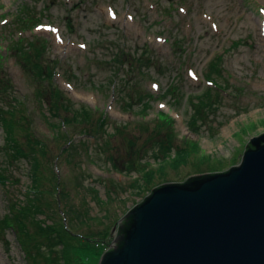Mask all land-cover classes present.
I'll use <instances>...</instances> for the list:
<instances>
[{"label":"rangeland","instance_id":"374dc122","mask_svg":"<svg viewBox=\"0 0 264 264\" xmlns=\"http://www.w3.org/2000/svg\"><path fill=\"white\" fill-rule=\"evenodd\" d=\"M260 8L264 0H0V108L10 112L6 119L14 114L20 118L22 111L33 135L48 145L46 158L52 160L36 158L42 169L53 170L64 195L56 205L58 192L53 193V179L44 172L39 191L46 201L44 212L50 216L45 224L53 222L59 228L63 223L69 229L61 233L57 246L38 235L34 224L28 225L27 236L18 234L17 239L8 230V245L0 239V264H97L111 242L112 228L151 188L226 170L239 162L246 141L264 132V20ZM16 16L26 18V25L19 26ZM37 19L40 22L30 24ZM42 43L46 45L45 61H58L52 67V87L76 105L95 110L94 120L99 114L107 118L104 128L110 135L100 131L89 141L96 163L86 159L82 147L78 152L73 148L79 139L78 125L61 128L75 143H68L66 152L61 142L53 141V129L45 119L52 87L34 79L12 50L17 47L21 54L27 50L26 56L32 59L30 44L39 49ZM143 47L151 63L141 68V75L136 73V63H113L114 53L121 49V58L128 60L129 53L138 55ZM210 61L216 66L208 75ZM121 77L137 82L141 92L152 97L142 107L132 100L125 104L127 98L119 97L126 96L124 90L113 89L124 83ZM39 88L43 100L36 97ZM208 93L212 95L197 96ZM199 99L209 101L216 110L206 105L208 117L193 132L191 115L198 110L203 114L201 106L194 104ZM161 112L173 118L170 127L161 120ZM170 129L176 136L171 139L176 150L166 154L158 147L149 154L155 140L164 145L170 142ZM14 134L25 145L21 130ZM4 135L0 123V218L8 214L14 200L24 202L23 191L31 183L32 159H8ZM187 140L196 141L198 148L187 158L173 157ZM109 153L123 165L141 156L154 175L150 186L133 179L141 172L125 175L110 170ZM155 158L160 162L155 163ZM105 225L109 228L104 236L97 233ZM25 239L32 245L26 247Z\"/></svg>","mask_w":264,"mask_h":264},{"label":"water","instance_id":"95a60500","mask_svg":"<svg viewBox=\"0 0 264 264\" xmlns=\"http://www.w3.org/2000/svg\"><path fill=\"white\" fill-rule=\"evenodd\" d=\"M111 235L97 264H264V132L226 170L151 188Z\"/></svg>","mask_w":264,"mask_h":264},{"label":"trees","instance_id":"16d2710c","mask_svg":"<svg viewBox=\"0 0 264 264\" xmlns=\"http://www.w3.org/2000/svg\"><path fill=\"white\" fill-rule=\"evenodd\" d=\"M18 14V13H17ZM26 18H23V16H20L19 19H17L16 16V22L20 26L22 23L24 24L26 22ZM40 22V20H36L34 22H31L30 24H37ZM26 25V23L24 24ZM33 42V40H31ZM33 43L38 44V41H34ZM13 52L16 55L17 59L22 60V65L25 68V70L31 73V75L36 78L37 80L41 82H49V86L52 87L51 79L52 76L54 75V70L52 67L57 64V60H51L50 62L45 61V58L42 57V55L46 51V45L45 43H42V46H40L39 49L36 48L35 45L30 44V57L32 59H28V56L26 54L28 51L22 53L18 50L17 47L13 48ZM121 55H124L123 49L120 50L119 53H114V56L112 57L113 63H127V64H135L136 63V73L141 75L143 73V70L141 69L144 67L145 64L151 63V56H148V50L147 48H141V51L138 55H133L129 53L128 60L127 59H122ZM35 57V58H34ZM220 60V58H219ZM213 61H216L215 59ZM213 61H210L208 64V72L207 74L210 75L213 73L212 69L216 66L213 64ZM217 63V67H218ZM220 68V67H218ZM118 69V68H117ZM119 70V69H118ZM127 71V70H126ZM120 80L124 81V83H118L117 86H113V89H117L121 87L120 90H124V94L126 96H119L121 99L125 100V104L132 100V103L138 102L142 105L145 102H148L149 99L152 97L151 94L148 92H141V89L138 86L137 82H134L132 80H125L124 77H121ZM130 83V84H129ZM125 89H129L130 91H125ZM138 91L132 92V91ZM49 95V106H48V115L45 116L46 122L49 126L52 127L53 132H52V138L53 141L56 140L59 143L61 142V147H63L62 152H66L68 148L73 146L72 144V135H68V131H62L61 128L69 125H78L77 132L79 135V139L76 143L77 146H73V148L78 152L80 147L83 148V152L86 156V159L91 162V163H96L94 160V157H92V150H89V141L90 139L94 138L97 136L100 131L101 134L107 135V130L104 128V125L107 121V118L103 114L97 115L96 119L94 120L93 114L95 110H92L89 108L87 105L84 104H78L72 102L70 99H68L66 96L62 95L60 91H58L56 88H53L50 90ZM136 93V94H135ZM165 95L168 93L165 91ZM172 93V92H171ZM35 94L37 95L36 97L40 100H43L44 98V93L43 89H38L36 90ZM137 95L135 97L130 98V95ZM164 93H162L163 95ZM170 94V93H169ZM211 93L208 94H199L197 96H210ZM212 95V94H211ZM189 96V95H187ZM194 104L196 106H201L202 109V114L201 111L198 110L196 115H191L190 117V124L192 125V128H194L193 132H196L197 129H200V126L198 122L203 123L207 117H208V112H206L205 107L206 105H210L213 110H216V107L213 106L209 101H204L203 99H199V101H194ZM133 104L130 103V107ZM197 107V108H198ZM10 113L8 110H3L0 108V123L2 126L3 131L5 132L4 135V140L5 144L3 147H5V152L4 154L8 159H11L12 161L19 162V159H25L27 160L28 158L32 159L29 167V174H30V184H26L25 190L23 191V196H24V202L23 201H16L12 203L10 206L11 209L8 212V214H5L2 218H0V239L4 242L5 245H8L9 241L5 238L6 232L8 230H11L14 233L15 238H18V234H23L25 236L28 235V225L34 224L36 226V233L42 237H45L51 241H53L56 246L60 245L62 242V232H69L68 228H65L64 224H60L59 228H56L54 223L52 222L51 224H45V221L49 220L50 216H48L47 212H44L45 206H46V201L42 198L43 192L39 191L40 184L43 182V177H44V172L47 173L54 182V194L58 192V196L55 198V204L59 206V200L62 195H64V191L60 187L61 181L57 178V176L54 174L53 170L50 169V167H46L47 171L42 167L43 164L39 162V157L45 156V160H48L50 162V158H46L47 154V149L48 145L43 142L42 140L36 138L33 133L30 131L29 124L27 121H25L27 116L20 112L19 116L20 118H16L15 114L12 117L5 118L7 114ZM163 116V119L161 120L169 124V127L171 125V121H173V118L168 115L167 112H161L160 113ZM27 123V124H26ZM95 127V129H93ZM17 129H20L23 136H24V143L25 145H21L19 141L16 139V134L15 131ZM60 130V133L54 131V130ZM116 131V130H115ZM110 135V134H108ZM170 138V142L167 145H164V143L161 140H155L153 142V146L151 149H148V153L151 154V152H156L158 147L162 148L164 151H166V154H169L174 150L173 140L176 138L175 135L172 134V130L170 129L168 134ZM70 145H69V144ZM99 142H97L98 144ZM23 144V143H22ZM68 145V147H65ZM100 145V143H99ZM180 150L175 152V156L173 157H181V158H187L189 156V152L192 150H195L198 148L197 142L194 140H187L184 141V146L179 147ZM176 150V149H175ZM101 151V150H100ZM38 155H40L38 158H36ZM81 156V155H78ZM157 156V155H156ZM108 158V165L110 170L118 173H123L125 175H131L134 172H141L142 174L136 173V177L133 179H138L141 180L142 183H138L140 185H144L145 187H149L150 184L149 182L151 181L152 177L154 176L152 174L151 168L145 167V160L141 158V156H138L136 159L131 158L128 162H126L124 165L119 164V161L116 159V157H113L110 153L107 154ZM172 162H175V160L172 158ZM155 163L160 162L159 158L153 159ZM14 162V163H15ZM178 162V161H176ZM175 162V163H176ZM164 163V162H163ZM174 163V164H175ZM163 165H159L158 169ZM143 168V169H142ZM160 171V170H159ZM82 173V172H81ZM1 176V174H0ZM7 179V178H6ZM150 191V190H149ZM60 192V193H59ZM92 192H96L95 189L92 188ZM113 194V193H111ZM26 198V201H25ZM43 205L41 206V203ZM64 213V212H63ZM37 215H43L45 216V219H39L37 218ZM108 226L105 225V227L100 230L99 234H104L105 231H108ZM104 236V235H103ZM108 243V242H107ZM20 246L23 248V244L19 243ZM99 245L98 243H96ZM24 245L28 247L30 244V240L25 239L24 240Z\"/></svg>","mask_w":264,"mask_h":264},{"label":"bare ground","instance_id":"6f19581e","mask_svg":"<svg viewBox=\"0 0 264 264\" xmlns=\"http://www.w3.org/2000/svg\"><path fill=\"white\" fill-rule=\"evenodd\" d=\"M262 31H264V24L262 25Z\"/></svg>","mask_w":264,"mask_h":264}]
</instances>
